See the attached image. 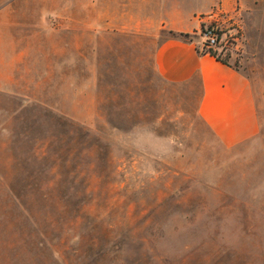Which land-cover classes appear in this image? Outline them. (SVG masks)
I'll list each match as a JSON object with an SVG mask.
<instances>
[{"label": "rangeland", "instance_id": "rangeland-1", "mask_svg": "<svg viewBox=\"0 0 264 264\" xmlns=\"http://www.w3.org/2000/svg\"><path fill=\"white\" fill-rule=\"evenodd\" d=\"M156 1L0 0V264H264V0L164 6L251 85L232 147L157 74Z\"/></svg>", "mask_w": 264, "mask_h": 264}, {"label": "crops", "instance_id": "crops-1", "mask_svg": "<svg viewBox=\"0 0 264 264\" xmlns=\"http://www.w3.org/2000/svg\"><path fill=\"white\" fill-rule=\"evenodd\" d=\"M187 1L154 2L156 10L160 8V27L177 33H188L189 29H194L176 26L169 19L166 22L163 19L164 6L171 5L178 13L179 6H188ZM148 4V0L129 2L130 6L139 7ZM183 13L187 14L188 11ZM153 59L155 70L164 81L197 87V114L221 144L232 147L257 134L259 126L251 85L240 71L218 62L209 54L198 53L194 42L177 39L161 42Z\"/></svg>", "mask_w": 264, "mask_h": 264}, {"label": "trees", "instance_id": "trees-1", "mask_svg": "<svg viewBox=\"0 0 264 264\" xmlns=\"http://www.w3.org/2000/svg\"><path fill=\"white\" fill-rule=\"evenodd\" d=\"M191 36L192 35H190L188 33H177V32H173V31H169L168 32V37L165 40H168V39H177V40H181L183 42H192ZM217 48H215V49H209V50H200V49L197 48V52L200 53V54H203V55L204 54H209L210 56L214 57L218 62H220V63H222L224 65H227V66H231L235 70L238 71V69H237V63H235L234 65H231L229 63V61H228V56L222 57V52L219 53L217 51Z\"/></svg>", "mask_w": 264, "mask_h": 264}, {"label": "built area", "instance_id": "built-area-1", "mask_svg": "<svg viewBox=\"0 0 264 264\" xmlns=\"http://www.w3.org/2000/svg\"><path fill=\"white\" fill-rule=\"evenodd\" d=\"M202 44L200 50L215 49L220 45V34L216 26L206 25L201 31Z\"/></svg>", "mask_w": 264, "mask_h": 264}]
</instances>
